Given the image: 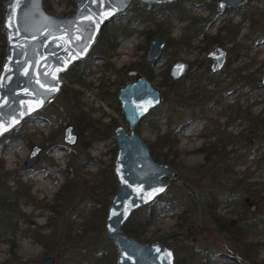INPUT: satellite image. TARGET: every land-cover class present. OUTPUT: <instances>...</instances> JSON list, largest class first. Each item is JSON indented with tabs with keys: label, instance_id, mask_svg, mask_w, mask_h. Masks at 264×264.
Returning a JSON list of instances; mask_svg holds the SVG:
<instances>
[{
	"label": "rangeland",
	"instance_id": "1",
	"mask_svg": "<svg viewBox=\"0 0 264 264\" xmlns=\"http://www.w3.org/2000/svg\"><path fill=\"white\" fill-rule=\"evenodd\" d=\"M48 1L50 7L47 10L50 12L71 14L74 10V0ZM135 2L139 6L145 5L139 1L133 3ZM0 5L1 23L3 0H0ZM146 6L156 14V18H150L148 24H144L141 21L128 23L126 12L115 16L101 33L108 34L110 39L115 38L116 47L102 54L101 50L105 45L102 48L100 46L104 44V38L101 37L98 50L97 39L87 57L83 59V63L74 64V75L79 79L71 83L63 76V83L79 89L73 98H67L65 93L59 92L42 109L26 117L10 132L0 137V156L6 169L20 172L24 180L30 179L31 198L23 199L19 206L23 212L29 214L33 230L22 238H17L14 249L22 259L40 264L42 257L51 255L54 257V264H72L75 261H82L81 264H116V245L113 240L106 238L103 232L91 243L76 241L72 236L66 239L62 235L68 217L77 214L76 206L64 205L53 212L45 205L52 201L66 177L73 176L77 181L79 198H85L88 196L86 184L96 176L100 178V175L106 173L109 168L112 170L116 152L112 128L115 124L127 126L117 99L118 86L129 80L125 68L132 61L144 59L151 36L147 37V32L154 29L157 23H160L161 28L163 16L173 17L181 7L198 18L191 25V30L198 26L199 30L206 29L207 33L220 32V41L216 43L226 47L228 55L233 58L227 66V71L218 74L215 80L222 81L219 86L225 88L227 101L237 102L242 109L249 107L251 110V118H246L243 111L240 120L231 121L227 114L214 116L220 129L240 134V140L228 143L226 148L232 151L233 157L236 150L251 148L264 142V123L257 117L258 114L264 115V85L262 87L256 85L264 75V0H248L239 7L222 12L217 10L216 2L213 0H174ZM181 22L175 20L167 26H162L163 36L165 38L177 36L182 31ZM123 29L127 32L122 33ZM232 33H235V40L231 38ZM201 46V38L191 45L179 43L175 47L166 48L156 63L151 65L153 73L151 79L161 88L165 97L171 95L172 90L163 84L164 70L167 69L168 72L171 62L180 57L191 62L193 73H200L204 68L200 60L206 52ZM205 64L208 68V61ZM251 74L255 77L254 83L244 84L243 78ZM203 75L204 73L199 77L204 79ZM185 80L188 83L189 78ZM236 80H240L241 83ZM205 82L211 94L217 90L218 86L212 80L207 79ZM72 99L79 101L82 106L81 112L92 124L89 129L83 130L82 135L72 122L77 114V111L72 112L74 110ZM152 116L157 117L153 124L148 118H142L135 126L136 131L147 142L155 138L156 128L161 130L167 121L166 116L161 115V108L154 111ZM68 123L74 125L78 135L76 143L71 145L64 141L62 132ZM109 125L111 135L107 134ZM203 126L204 120H191L183 127L178 142L180 154L175 157L174 163H170L176 169L177 176L171 180L166 191L151 202L155 210L151 223L140 235L133 236L143 242L156 238L164 240L174 250V263L177 257L183 254L182 250L175 249V244L179 245V242L186 238L190 240L196 256L192 264H203L206 261L209 264H235V254L230 249L225 232L218 228L207 212L198 208L193 213L189 212L186 220H180L176 212L170 210L171 200L187 204L189 191L202 194L212 187V170L214 171L215 166L221 162L214 156L211 161L204 163V166H197L198 163L204 162V153L197 149L204 140L200 135ZM35 143L42 148L36 162L27 167L24 160ZM231 155L229 159H232ZM255 161L256 159H248L237 163L235 169L250 174L248 181L264 183V160L261 164ZM69 162L71 166L68 165ZM74 167L77 168L76 173ZM112 174L114 176L113 170ZM8 184L13 185V182L8 181ZM244 202L247 209L245 216L249 222L264 219V193L257 196L244 195ZM234 207L236 205L233 202L225 201L218 210L229 215L228 211ZM142 213L141 208L135 209L126 222H135ZM49 216L51 223L47 221ZM179 222L181 230L178 229ZM18 224L19 228L26 226L22 221ZM52 228L53 234H49ZM9 247L10 243L0 238V264L11 256ZM258 257L264 259V246L259 249Z\"/></svg>",
	"mask_w": 264,
	"mask_h": 264
},
{
	"label": "trees",
	"instance_id": "2",
	"mask_svg": "<svg viewBox=\"0 0 264 264\" xmlns=\"http://www.w3.org/2000/svg\"><path fill=\"white\" fill-rule=\"evenodd\" d=\"M48 2V0H44L46 9L50 7ZM1 9L0 5V11ZM125 12L128 17V23L131 21H141L144 24H148L150 18H156V14L151 11L150 7L146 5L139 6L136 2L132 3ZM175 20L182 21V31L177 36L167 37L166 48L175 47L179 43L191 45L194 41H199L201 38L202 50H207L212 44L220 41L219 31L207 33L206 29L199 30L198 26H195L191 30V25L198 18L186 12L184 7L179 8V11L173 17L171 15L163 16L161 28ZM159 26L160 23H157L154 29H150L147 32V37L154 32L164 35L163 30ZM121 32L126 33L127 31L123 29ZM101 37L104 38V44L100 47L102 48L105 45L104 48H107H102V54H106V50H113L116 47V39H110L108 34H104L103 32L99 35L96 42L97 50L100 48ZM231 38H235V33L231 34ZM235 44H237V41ZM4 46L5 38L0 31V64ZM229 58L231 60L233 57ZM83 61L81 60L76 64H81ZM205 63V61L201 60L204 68L200 73H193V70H189L184 77L176 80L168 76L167 69L164 70L163 84L167 89L172 90V93L171 95L168 94L158 107L153 108L143 117L148 118L149 122L153 124L157 117L152 116V113L161 108V115L167 118L165 127L161 128V130L157 127L155 138L148 141L150 153L156 160L174 163L175 157L181 151L178 142L183 127L191 120H204V126L200 131V135L203 136L204 140L197 148L204 153V162L198 163L197 166H204V163L211 161L214 156H217L221 164L215 166L214 171L212 170L211 178L213 184L211 188L202 194H195L189 191L187 204L179 202V200H171L170 210L176 212L180 220H186L185 218H187L189 212L193 213L198 208L202 209L209 214L218 228L225 232L230 249L235 254V264H264V259L258 257L259 249L264 246V219H260L259 222L254 219L249 222L245 216L247 209L244 202V195L257 196L260 193H264V183L260 181H248L247 178L250 174L235 169L237 163L245 162L248 159H256L255 162L257 164L263 163L261 161L264 160V142L258 143L251 148L246 147L242 150H236L232 157V151L227 149L226 146L228 143L239 141L240 134H233L230 131L220 129L218 127L219 123L217 119H214V116L227 114L231 121L234 119L240 120L243 116V111H245L246 118H251V110L249 107L242 109L237 102L230 103L227 101L225 88L219 86L222 81L215 80L217 76L211 75L208 72ZM73 69L74 65L63 74L71 83L79 79L75 77ZM203 73L204 79H201L199 76ZM187 77L189 78L188 83L185 80ZM207 79L209 81L212 80L218 86L217 90L212 91V94L210 93L211 90L206 88L205 81ZM244 81L245 84L252 85L255 77L252 74L247 75ZM78 90L73 85L63 83L60 92L65 93L67 98H73ZM72 107L74 108L72 112L77 111L72 122L79 131V134L82 135L83 130L89 129L92 124L89 122V118L81 112L82 106L77 99H72ZM263 116V113L257 116L262 123H264ZM110 131L109 125L107 128L108 135H111ZM230 155L232 159H229ZM258 155L259 158H257ZM70 163H68L69 166H71ZM76 169L74 167L75 173ZM19 173L7 170L3 158L0 156V238L10 243L9 252L11 255L3 264H35L30 260L22 259L14 250L16 239L22 238L33 230L31 228L33 222L30 220L29 214L23 212L19 206L23 199L31 198L30 179H22V174ZM8 181H12L13 185H9ZM86 185L88 196L79 198L77 181H75L73 176L66 177L63 184L56 191L52 201L45 206L53 212L58 211V208L64 205L76 206L75 210L77 214L68 217L62 235L66 239L72 236V239L76 241L91 243L102 232L109 198L116 189V182L112 170L109 168L106 173L104 172L100 175V178L96 176ZM225 201H231L236 205V207L228 211L230 212L229 215L221 213L218 210V207ZM74 202H78L79 204L76 205ZM139 208L143 212L139 219L133 223L127 221L123 225L125 232L135 236L140 235L151 223L155 212L151 203ZM19 221L26 223V226L19 228ZM47 221L48 223L52 222L50 216ZM178 225V229L181 230V223L179 222ZM53 231L54 228L51 229L49 234H53ZM190 243V240L185 238L182 242H179V245L175 244V249L182 250L183 254L177 257L174 264H192L195 261L196 256ZM81 262L75 261L72 264H81ZM203 264L209 263L206 261Z\"/></svg>",
	"mask_w": 264,
	"mask_h": 264
},
{
	"label": "water",
	"instance_id": "3",
	"mask_svg": "<svg viewBox=\"0 0 264 264\" xmlns=\"http://www.w3.org/2000/svg\"><path fill=\"white\" fill-rule=\"evenodd\" d=\"M134 1L153 5L173 0H74L71 14L48 11L44 0H3L0 30L5 36V48L0 64V137L59 93L62 74L87 57L101 28ZM244 1L217 0V8L224 10ZM165 45L162 35L153 34L146 60H158ZM226 54V48L219 44L206 51L204 58H210L211 72L223 67ZM188 68L189 60L179 57L171 62L168 71L177 79ZM263 83L264 75L258 86ZM117 99L127 126L113 127L116 152L112 170L116 189L104 217L103 235L116 245V264H174V250L164 240L143 242L123 230L131 213L164 193L177 176L170 163L153 158L147 141L135 129L164 96L144 74L137 73L132 81L119 85ZM77 138L74 125L66 124L64 141L71 145ZM40 150V145H32L24 160L27 167L36 162ZM40 264H54V257L44 256Z\"/></svg>",
	"mask_w": 264,
	"mask_h": 264
},
{
	"label": "flooded vegetation",
	"instance_id": "4",
	"mask_svg": "<svg viewBox=\"0 0 264 264\" xmlns=\"http://www.w3.org/2000/svg\"><path fill=\"white\" fill-rule=\"evenodd\" d=\"M174 1V0H173ZM213 1H215L216 2V8H217V0H213ZM248 0H246V1H244L243 3H241V4H239V5H234V6H230V7H227V8H225L224 10H219L218 8H217V10H219V12H222V11H225V10H227V9H232V8H234V7H239V6H241V5H243V4H245L246 2H247ZM133 3V2H132ZM145 5H147V4H145ZM131 6V5H130ZM129 6V7H130ZM149 6V5H148ZM124 13V12H123ZM119 14H121V13H119ZM119 14H117L116 16H118ZM114 18V17H113ZM112 18V19H113ZM111 20V19H110ZM109 20V21H110ZM109 21L107 22V23H109ZM106 23V24H107ZM105 24V25H106ZM105 25L101 28V30H100V32H99V34H98V36H97V39H98V37H99V35L101 34V32H102V29L105 27ZM155 33H158V34H160V35H162L161 33H159V32H155ZM155 33H153V34H155ZM153 34H151V36L153 35ZM150 36V37H151ZM163 36V35H162ZM164 37V36H163ZM165 38V37H164ZM96 39V40H97ZM233 40H235V38H232ZM149 40H150V38H149ZM165 40H166V45L164 46V48H163V50H162V53H161V55H160V57L162 56V54H163V51L166 49V47H167V38H165ZM96 42V41H95ZM148 43H149V41H148ZM148 43H147V46H148ZM215 44H219V43H214V44H212L211 45V47L213 46V45H215ZM219 45H222V44H219ZM223 46V45H222ZM211 47H209L208 49H210ZM169 48V47H168ZM226 48V47H225ZM207 49V50H208ZM146 50H147V47H146V49H145V53H144V59H142V60H140V61H138V62H135V61H132L131 63H130V66L127 68V70H126V74L128 75V77H129V80L127 81V82H129V81H132L134 78H135V76H136V74L138 73V74H144L149 80H151L152 81V70L150 69V64L152 65V64H154V63H156V61H149V60H146V58H145V54H146ZM207 50H205V51H207ZM226 51H227V54H226V60H225V63H224V65H223V67L220 69V70H217L216 72H211V70H210V62H211V60H210V58H204V54L206 53V52H204V54H203V56H202V58H201V60L202 61H205V62H207L208 61V72H210V74L211 75H218V74H220L221 72H223V71H227V66H228V64H230V62L232 61V59L231 60H229L230 58V55H228V50H227V48H226ZM88 55V54H87ZM179 58V57H178ZM85 59V58H84ZM81 60H83V59H81ZM80 60V61H81ZM200 60V61H201ZM80 61H78V62H80ZM78 62H76V63H78ZM76 63H74V64H76ZM73 64V65H74ZM72 66V65H71ZM71 66L68 68V70L71 68ZM170 66V65H169ZM191 68H192V66H191V62L189 61V68H188V70L185 72V74L183 75V76H181V77H179V78H177V79H180V78H182V77H184L185 75H186V73L189 71V70H191ZM169 69V68H168ZM67 70V71H68ZM66 72V71H65ZM64 72V73H65ZM63 73V74H64ZM62 74V77L64 76ZM168 74H169V71H168ZM169 77L171 78V79H173L171 76H170V74H169ZM262 77H260V79H261ZM259 79V80H260ZM173 80H176V79H173ZM245 78H243V82H244V84H245ZM259 80L256 82V85H257V87H262L263 85H264V83L261 85V86H258V82H259ZM233 81H235V79L233 80ZM236 81H238V80H236ZM63 82H64V79H63ZM238 82H240L241 83V81L239 80ZM126 83V82H125ZM152 83H153V81H152ZM124 84V83H123ZM154 84V83H153ZM62 85H63V83H62ZM154 85H156V84H154ZM157 86V85H156ZM62 87V86H61ZM119 87V86H118ZM157 87H159V86H157ZM160 88V87H159ZM118 89V88H117ZM61 90V89H60ZM160 90H161V88H160ZM60 92V91H59ZM161 92H162V94H163V96H164V99H163V101L165 100V95H164V93H163V91L161 90ZM162 101V102H163ZM161 102V103H162ZM160 103V104H161ZM159 104V105H160ZM158 105V106H159ZM120 106V105H119ZM158 106H156V107H158ZM155 108V107H154ZM153 109V108H152ZM151 109V110H152ZM143 118V117H142ZM116 125V124H115ZM136 126V125H135ZM114 127V126H113ZM64 128V127H63ZM75 128V127H74ZM76 131V130H75ZM112 131H113V128H112ZM62 132H63V129H62ZM148 143V142H147ZM42 148V147H41Z\"/></svg>",
	"mask_w": 264,
	"mask_h": 264
}]
</instances>
